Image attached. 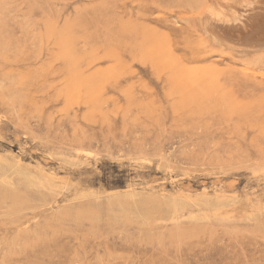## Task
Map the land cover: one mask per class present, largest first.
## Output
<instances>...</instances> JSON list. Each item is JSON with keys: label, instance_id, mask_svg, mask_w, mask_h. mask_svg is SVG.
Segmentation results:
<instances>
[{"label": "rangeland", "instance_id": "obj_1", "mask_svg": "<svg viewBox=\"0 0 264 264\" xmlns=\"http://www.w3.org/2000/svg\"><path fill=\"white\" fill-rule=\"evenodd\" d=\"M0 264H264V0H0Z\"/></svg>", "mask_w": 264, "mask_h": 264}, {"label": "bare ground", "instance_id": "obj_2", "mask_svg": "<svg viewBox=\"0 0 264 264\" xmlns=\"http://www.w3.org/2000/svg\"><path fill=\"white\" fill-rule=\"evenodd\" d=\"M208 15H209V14H208ZM203 16H204V15H203ZM203 16H202V19H203ZM205 17H206V16H204V18H205ZM212 19H214V18H211V17L206 18V21H205V22L207 23V27H208V25H209V26L212 25V23H213V22H212ZM215 19H216V18H215ZM204 20H205V19H204ZM201 22H202V20H201ZM202 23H204V22H202ZM218 28H219V27H218ZM208 29H209V28H208ZM212 30H216V27L214 28V27L212 26ZM218 30L220 31V30H221V27H220V29H218ZM210 32H211V31H210ZM215 32H216V31H215ZM211 33H212V35H215V33H213V32H211ZM219 33H220V32H219ZM216 35H217V33H216ZM216 35H215V36H216ZM223 35H224V34H223ZM217 36H218V35H217ZM219 36H220V35H219ZM220 37H221V36H220ZM224 37H225V36H224ZM211 39H212V38H211ZM226 39H227V37H226ZM213 40H214V39H213ZM218 40H219V39H218ZM221 40L223 41L224 39H221ZM219 41H220V40H219ZM224 41H225V40H224ZM227 41H228V40H227ZM229 41H230V40H229ZM213 42H214V41H213ZM225 42H226V41H225ZM225 42H224V43H225ZM234 42H235V41H234ZM241 43H242V42H240V44H241ZM222 44H223V42H222ZM226 44H229V43L227 42ZM223 45H224V44H223ZM231 45H232V44H231ZM233 45H234V44H233ZM233 45H232V46H233ZM242 45H243V44H242ZM245 45L248 46L247 44H245ZM245 45H244V46H245ZM225 46H226V45H225ZM235 46H236V45H235ZM228 47H231V46L228 45ZM240 47H241V46H240ZM240 47H239V48H240ZM232 48H233V47H232ZM239 48L237 47V49H239ZM243 49H244V47H242V50H243ZM246 49H247V48H246ZM230 50H231V49H230ZM234 51H236V49H235ZM238 51H240L242 54H246V53L249 52V51H248V52H247V51H246V52H242L241 49H239ZM244 51H245V50H244Z\"/></svg>", "mask_w": 264, "mask_h": 264}]
</instances>
